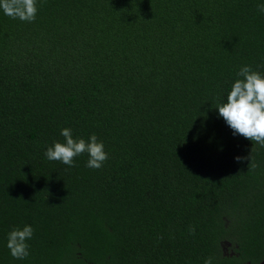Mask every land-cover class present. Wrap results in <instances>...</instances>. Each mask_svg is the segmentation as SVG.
<instances>
[{"label":"trees","instance_id":"obj_1","mask_svg":"<svg viewBox=\"0 0 264 264\" xmlns=\"http://www.w3.org/2000/svg\"><path fill=\"white\" fill-rule=\"evenodd\" d=\"M260 3L37 0L32 22L0 9V264L263 262L264 147L216 109L241 67L264 74ZM63 128L95 134L103 166L48 160Z\"/></svg>","mask_w":264,"mask_h":264},{"label":"clouds","instance_id":"obj_2","mask_svg":"<svg viewBox=\"0 0 264 264\" xmlns=\"http://www.w3.org/2000/svg\"><path fill=\"white\" fill-rule=\"evenodd\" d=\"M37 0H0V9L11 18L32 22L37 12ZM257 10L264 13V3L257 5ZM227 94L226 102L216 107L233 134H239L249 141H255L264 147V74L253 71L250 66H243ZM64 142H54L45 151L48 160L60 161L69 167L74 166L75 157L87 153L86 166L99 169L108 159L104 145L92 134L86 141L73 138L70 128L61 129ZM240 161L241 157H236ZM47 199V198H46ZM33 228H13L7 237V248L14 259L23 260L29 255L28 240L32 238ZM195 228L190 227L189 233L194 234ZM212 257L204 260V264H212Z\"/></svg>","mask_w":264,"mask_h":264},{"label":"rangeland","instance_id":"obj_3","mask_svg":"<svg viewBox=\"0 0 264 264\" xmlns=\"http://www.w3.org/2000/svg\"><path fill=\"white\" fill-rule=\"evenodd\" d=\"M223 250H224V253H227V250L226 249L223 248ZM230 255H232V253Z\"/></svg>","mask_w":264,"mask_h":264},{"label":"flooded vegetation","instance_id":"obj_4","mask_svg":"<svg viewBox=\"0 0 264 264\" xmlns=\"http://www.w3.org/2000/svg\"><path fill=\"white\" fill-rule=\"evenodd\" d=\"M261 264H264V260H263V262H261Z\"/></svg>","mask_w":264,"mask_h":264}]
</instances>
